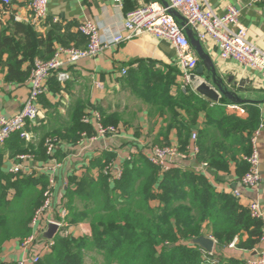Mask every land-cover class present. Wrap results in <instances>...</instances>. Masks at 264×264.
Instances as JSON below:
<instances>
[{
    "label": "trees",
    "instance_id": "trees-1",
    "mask_svg": "<svg viewBox=\"0 0 264 264\" xmlns=\"http://www.w3.org/2000/svg\"><path fill=\"white\" fill-rule=\"evenodd\" d=\"M15 25L27 38L32 33L29 27ZM6 32L0 34V75L7 54L6 81L23 84L32 71V66L23 70V65L27 61L32 65L35 56L49 60L55 51L53 41L20 49ZM39 46L46 47L44 56ZM144 64L131 69L125 83L136 97L154 104L161 115H166L164 141H156L153 146H170L168 135L175 130L180 150L185 151L192 134L197 132L200 160L207 161L215 172L225 173L234 163L242 178L248 171L244 158L251 154V138L261 119L258 106L244 105L246 119L230 116L224 108L228 100L223 98L219 105L211 106L190 87L178 85V72L156 71ZM203 113L206 120L200 128ZM83 115L82 110L78 112L65 133L49 134L37 143L15 134L0 149V256L6 243L22 244L32 235L34 216L44 205L49 185L48 174L12 173L6 161L16 164L19 157L30 156L41 164L48 163L44 147L48 137L75 144L84 132L88 136L95 134L94 127L83 123ZM121 120L118 114L103 118L104 125L118 130ZM60 152L55 153L56 161L63 159ZM113 157L104 154L81 176L69 177L62 199L70 226L84 223L91 234L58 235L39 264H87L88 257H92V264H247L246 260L227 256L226 249L233 243L234 248L247 252L261 246L263 220L252 218L239 199L218 192L204 176L182 167L162 172L138 152L124 164L121 179L110 182L103 170ZM201 236L216 241L213 253L188 243Z\"/></svg>",
    "mask_w": 264,
    "mask_h": 264
},
{
    "label": "crops",
    "instance_id": "crops-1",
    "mask_svg": "<svg viewBox=\"0 0 264 264\" xmlns=\"http://www.w3.org/2000/svg\"><path fill=\"white\" fill-rule=\"evenodd\" d=\"M30 1L12 0L9 6H5L0 0V34L7 30L6 35L13 38L14 42H18L20 49L24 46L33 47L41 42L45 45L49 39L53 41L54 49L60 45L84 49L87 46V39L78 31L79 25L84 21L95 22L100 28L103 39L111 42L115 34L122 30L128 13L145 5L164 7L166 2V0H119V2L115 0H50L47 18L36 22L29 8ZM206 2L218 16L224 15L228 6L236 7L240 11V24L248 31V40L264 51V0H206ZM15 24L29 27L32 33L27 38ZM192 32L196 37L194 31ZM201 44L205 53L211 58L217 77L224 86L244 99L259 102L254 105L260 109L261 118L264 117V79L262 76L254 70L241 66L236 61L221 60L219 50L213 42L208 41ZM38 50L41 56L45 55V46H39ZM36 58L40 56L34 57L32 65L31 61H27L22 67L23 70L29 66L33 68ZM198 58L200 59L199 56ZM3 60L0 75V118H10L21 111L29 95L30 85L29 78L23 84L7 82L5 78L7 54ZM141 62H144L145 66L148 65L149 69L156 71L178 72L177 83L178 85L184 84L175 48L166 40H158L150 36H142L114 45L97 57L85 59L70 66L66 69L67 80L62 81L56 74L48 79L46 92L39 100L40 117L28 127L36 143L49 134L65 133L71 127L76 114L81 110L84 112L83 118L86 114L97 111L103 115V118L104 115L106 117L118 114L122 119L116 137L100 139L93 143H87V141L81 143V137L75 144L59 142L56 152L61 151L63 159L57 160L59 167L54 174L56 186L52 211H50L51 216L58 218L63 210L61 203L69 177L81 176L93 162L104 154L113 155V161L123 167L127 161L134 159V155L138 152L146 155V150L156 144V141H164L162 135L167 131V124L164 123L166 115H161L154 104H147L136 97L131 87L125 83L130 70L140 68ZM201 65L200 60L199 66ZM123 70H126L125 75ZM203 76L211 79V74L207 70L204 71ZM97 84H102L103 88H98ZM175 90L173 88L172 93H175ZM220 102L209 103L214 106L219 105ZM244 105L230 102L224 106L225 112L230 116L246 119L248 112ZM205 120V113H203L200 117V128ZM193 134H197L196 141L192 139ZM193 134L185 151L180 150L177 131L173 130L168 135L169 145L177 146L185 154L189 155L194 146L199 148L197 156L193 157L190 154L187 160L179 162L178 167L204 176L218 192L233 195L235 190H239L242 194L239 199L241 205L248 207L251 202L257 201L264 213V136L259 140L262 181L258 189L252 190L241 186V177L237 175L234 163L231 164L230 171L225 173L215 172L207 161L200 160V147L197 144L198 133ZM203 164H207V167ZM5 165L11 172L14 163L6 161ZM24 165L29 167L28 173L34 171L48 174L42 169L49 167L50 164H41L30 158L25 161ZM94 173L98 174L97 171ZM82 226V230H86L87 226ZM75 229L78 231L76 235H80L78 229L81 230V228L78 226ZM216 248L217 246L215 250ZM262 252H264V241L253 252L236 248H229L225 251L227 256L240 258L247 262ZM24 256L25 252L21 244L11 242L5 245L0 256V264L18 262Z\"/></svg>",
    "mask_w": 264,
    "mask_h": 264
},
{
    "label": "built area",
    "instance_id": "built-area-1",
    "mask_svg": "<svg viewBox=\"0 0 264 264\" xmlns=\"http://www.w3.org/2000/svg\"><path fill=\"white\" fill-rule=\"evenodd\" d=\"M115 1L119 2V0ZM1 2L3 5L9 6L12 0H1ZM49 2L50 0L30 1L29 8L34 21L39 22L47 18ZM166 2L168 7L145 5L128 13L123 22L122 30L115 34L111 42L103 39L100 28L95 22L84 21L79 25L78 31L87 39L86 48L58 46L49 60L44 61L36 58L28 80L29 95L21 111L13 117L0 118V149L15 134H19L20 138L26 141L34 139L28 127L40 117L39 100L45 94L47 81L53 74L58 75L62 81L67 80L66 69L70 66L82 60L97 57L114 45L138 37L150 36L158 40L168 41L177 52L184 86L190 87L194 92L196 90L192 87L191 76L200 67V59L187 37V28L194 31L196 39L201 43L211 41L216 44L221 60L236 61L241 66L258 72L264 79V51L248 40V31L240 24V11L236 7L228 6L225 14L218 16L209 7L206 0H166ZM172 11H177L182 16L184 26L172 15ZM123 74H126V70H123ZM97 87L103 88L102 84H97ZM82 121L85 124L93 125L95 134L88 136L84 132L81 135V143L85 141L93 143L100 139L116 137L119 133L118 128L104 125L102 115L97 111L89 115L86 114ZM262 136H264V117L260 119L259 126L252 135L251 154L244 158L248 164V171L240 179V184L245 189L255 190L261 185L259 140ZM192 139L196 141L197 134H193ZM58 144L57 138L50 137L45 141L44 147L50 158L48 164L51 165L42 169L49 175V185L45 193L46 199L44 205L37 210L34 216L32 235L21 244L25 256L18 260L17 264H39L42 257L51 251L54 241L37 244L38 236L45 231L49 223L57 224L62 229V222L67 217L65 209L60 212L58 218L50 215L56 186L54 174L59 167V163L55 159ZM190 154L193 157L197 156L199 148L194 146ZM189 155L181 152L177 146H152L146 150L149 162L162 172L178 167L179 162L187 160ZM30 158V156L19 157L11 172L23 171L28 173L29 167H26L24 163ZM203 165L207 167V164ZM103 174L108 177L110 182L118 181L122 177L123 167L118 162L111 161L104 168ZM233 195L237 199L242 197L239 190H235ZM247 208L252 218L263 220L264 213L259 202L253 201ZM234 246L233 243L230 248H234ZM247 264H264V252L258 253L257 257L250 259Z\"/></svg>",
    "mask_w": 264,
    "mask_h": 264
},
{
    "label": "water",
    "instance_id": "water-1",
    "mask_svg": "<svg viewBox=\"0 0 264 264\" xmlns=\"http://www.w3.org/2000/svg\"><path fill=\"white\" fill-rule=\"evenodd\" d=\"M165 7H168V3L165 2ZM172 15L177 19L181 25L184 26V19L177 11H172ZM182 20V22H180ZM187 37L191 43V46L195 49L202 65L196 71L195 74L191 76V84L196 90V93L209 102L219 103L221 98L227 99L236 105L244 104H256L259 102L253 101L251 99H244L238 94L228 90L224 84L218 79L215 66L209 57L205 53V50L199 40L196 39L191 29H186ZM207 70L211 74V79L204 77V71ZM264 102V100H263ZM61 228L59 225L54 223H49L45 229L37 238V242H47L54 241L58 236ZM189 244L200 247L206 253H213L216 246V241L212 237L201 236L197 239L188 241Z\"/></svg>",
    "mask_w": 264,
    "mask_h": 264
},
{
    "label": "rangeland",
    "instance_id": "rangeland-1",
    "mask_svg": "<svg viewBox=\"0 0 264 264\" xmlns=\"http://www.w3.org/2000/svg\"><path fill=\"white\" fill-rule=\"evenodd\" d=\"M82 120H83V118H82ZM102 121H103V117H102ZM103 124H104V122H103ZM48 138H50V137H48ZM66 218L62 222L63 223V228L60 230V232H59L58 235H63V236L73 235L75 237H79V236H84V235L86 236V235H90L91 234V231L89 229V226H87L86 224L83 223V224H80V225H77V226H70V224L68 223V221L66 220ZM82 225H86L87 226V228H85L86 230H84V231L82 230V227H83ZM78 226L81 228V230L78 229L79 232H80L79 233L80 235H76L78 231L75 228H78ZM28 238H26V239H28ZM41 243H44V242H37V244H41ZM6 244H8V243H6ZM86 262H87V264H92L93 263L92 262V257H88L87 260H86Z\"/></svg>",
    "mask_w": 264,
    "mask_h": 264
}]
</instances>
